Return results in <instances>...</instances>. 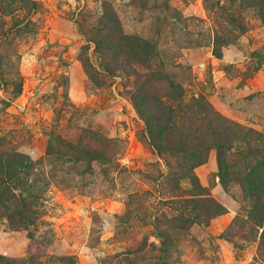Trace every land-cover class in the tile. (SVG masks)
Here are the masks:
<instances>
[{
  "label": "rangeland",
  "instance_id": "1",
  "mask_svg": "<svg viewBox=\"0 0 264 264\" xmlns=\"http://www.w3.org/2000/svg\"><path fill=\"white\" fill-rule=\"evenodd\" d=\"M21 1L0 0V159L33 162L42 196L34 224L13 226L20 191L0 178V264H264V189L246 179L264 163V0ZM121 32L153 47L147 60ZM135 91L148 114L158 101L206 114L191 128L229 148L228 174L211 147L194 168L203 189H171ZM100 143L112 162L75 161ZM190 193L224 210L185 224Z\"/></svg>",
  "mask_w": 264,
  "mask_h": 264
},
{
  "label": "trees",
  "instance_id": "2",
  "mask_svg": "<svg viewBox=\"0 0 264 264\" xmlns=\"http://www.w3.org/2000/svg\"><path fill=\"white\" fill-rule=\"evenodd\" d=\"M32 5L34 6L33 2ZM111 20L113 23H116L114 16ZM115 29L116 27L110 26L106 30L114 32ZM96 34L97 37L94 40V43L96 47L99 48V50H104L99 46V42L101 41L100 37L103 36L104 32L101 29L98 30ZM120 35L125 40L123 41V43L131 48L132 52H134L135 55L140 54L141 56L143 51L152 50L153 48H151L147 42H144L137 37H124V34L122 32ZM143 57L147 60V56L143 55ZM177 88L180 89V87L178 86ZM138 94L140 93H138L137 91L134 92L133 104L137 113L145 123V129L143 131L142 137L145 138L151 149L158 156L164 157L165 165L167 167L165 178L169 182L171 189H176V191L181 190V182L183 181L188 182V184L190 185L189 189L192 191L203 189L197 179L196 174L194 173V168L202 164L206 160V153L211 147L215 148L216 150L217 163L219 165V168L222 169V172H226V175L228 174V172L226 171L228 167L224 164V158L225 153L229 148L215 142V140L209 141L208 143L202 141L201 136L203 135L201 129L194 130L191 128L192 126L197 124L196 122L194 123L195 120L202 124V122L208 118L206 114L203 115L202 113L200 118L198 116V118L195 119L197 116L196 115L195 117H193L195 119H193V121L192 119L188 120L187 118L190 117H183L185 115V112L179 115L180 109H177L176 106V108H174L173 105L161 101H158V109L148 114L142 109V104L138 100ZM175 95V97L170 96L168 98L174 102L181 100V93H176ZM205 110L207 109L205 108ZM192 114L193 113H191V116ZM208 125L214 126L218 125V123L217 121H214L212 118H210ZM94 138L100 140L102 139V134L96 132L94 133ZM189 138H191V140ZM103 141L105 142V139ZM102 146H104L103 143H100L98 149H80L79 157L75 161L88 162L91 159L101 160L102 156V158L105 160V163L112 162V156L107 157V152L105 151L103 153ZM257 162H255V166H253L252 171L250 170L246 175V179L250 183H252V196L255 197L263 194L262 189H264V179H262L264 177V171L262 173L259 171L264 170V163L263 167H258V165H256ZM33 165V162L22 159L16 154H10V156H8L6 159H0L1 183H3L11 192L13 190L20 191L19 195H13L12 197L13 201L16 199L15 201L19 203L17 208H15V213L8 217L10 222L14 224L13 226L28 228L29 226L34 224L37 214H39H35L37 210L35 209V206H38V200H40L39 198H41L42 193L37 192L39 190H36V186L34 184L35 179L32 177V172L34 170ZM221 182L224 186L226 185V181L222 177ZM32 189H35V193L32 192ZM196 194L190 193L189 197H185L183 205L179 203L181 204L180 211L181 216L183 217L181 221L185 224L189 225L195 222H204L198 214L194 215L196 214L198 206L199 209H201V211L204 213L206 219L219 215L221 214L222 210H224L223 206L217 204L209 197H205V200L201 199L200 202L196 201L195 203V201L191 200V197ZM10 200L11 198H8L6 200L0 199V207L4 208L5 210H9V206H11V203L8 206L6 205V203ZM187 213H190L191 216L194 215V217L190 218L189 216H187ZM164 234L162 233L163 236Z\"/></svg>",
  "mask_w": 264,
  "mask_h": 264
}]
</instances>
